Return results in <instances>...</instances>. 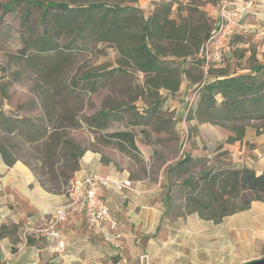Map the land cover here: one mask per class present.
Listing matches in <instances>:
<instances>
[{
	"label": "rangeland",
	"instance_id": "obj_1",
	"mask_svg": "<svg viewBox=\"0 0 264 264\" xmlns=\"http://www.w3.org/2000/svg\"><path fill=\"white\" fill-rule=\"evenodd\" d=\"M9 1L12 0H0ZM73 1L82 5L104 2L137 10L130 16H118L116 24L112 23V14L107 10L90 8L68 12L63 19L51 17L43 24L41 10L37 8L28 21L22 20L25 2L18 10L6 13L0 8V115L15 112L18 119L43 124L49 132L59 129L67 141L66 148L83 150L80 170L85 168L86 155L92 152L102 168L113 169L116 175L127 172L132 179L141 182L139 192H112V205H120L124 211L130 207L137 210L140 204L155 205L162 214V225H171L175 235L182 234L188 216L186 201L192 195L184 180L189 177L196 180L213 168L245 164L246 160H241L238 154L233 158L225 144L240 141L250 151L252 161L258 158L255 149L261 152L264 145V119L234 123L221 119L219 114L200 118L210 119L211 124L226 132L227 139L221 146L216 145L212 152L203 149L199 155L198 143L192 139L202 122L193 117L194 110L187 111L195 96L192 81L208 72L211 74V70L214 74L219 71L215 69L217 64L208 68L197 54L216 27L222 1ZM70 4L74 7V3ZM51 13L62 14V11L52 9ZM86 18L88 23L83 27ZM61 19L69 23L64 26ZM143 27L152 31L145 42L157 55L167 57L165 59L190 56L191 62L179 65L169 60L164 63V72H140L138 62L144 54L140 48ZM46 29L56 50L43 47ZM58 29L62 32L56 35ZM106 30L118 33L120 38L104 40ZM232 51L230 46L224 51L229 64L234 57ZM233 70L234 63L226 69L228 73ZM93 81L95 90H92ZM102 110L110 114L101 117ZM99 122L106 123L105 127ZM119 131L131 133L137 149L129 152L122 148L117 143L118 138L113 136ZM0 141L26 165H37L42 158H48L44 145L25 143L16 132L8 134L0 130ZM64 153L65 149L60 147L51 157L62 163ZM184 157H188L186 162L178 167ZM168 189L170 195L166 196ZM228 198L222 207L233 210L243 207L252 194L238 198L228 195ZM238 213L246 215L242 211ZM234 217L237 216H226L220 223L203 219L208 225L205 237L196 234L174 237L175 252L187 258L183 262L165 264H242L264 257V240L257 241L254 247L244 244L234 230ZM238 220V227L249 225L248 218ZM120 230L123 233L121 225ZM123 239L124 233L119 241ZM0 264L6 262L0 261Z\"/></svg>",
	"mask_w": 264,
	"mask_h": 264
},
{
	"label": "crops",
	"instance_id": "obj_2",
	"mask_svg": "<svg viewBox=\"0 0 264 264\" xmlns=\"http://www.w3.org/2000/svg\"><path fill=\"white\" fill-rule=\"evenodd\" d=\"M237 1H250V11L243 27L234 32L230 37L232 42L229 38L225 47L230 46L234 51V57L232 54L233 59L231 60L234 63L233 71L241 72L247 71L253 65L264 63V0ZM229 55L228 53L226 57ZM229 62L224 60L223 64H217V68L214 67L219 70L217 74H220L222 70L226 71L232 64ZM192 83L194 86L198 81H192ZM259 120L261 119L234 120V123ZM211 123L206 120L202 121L198 126L199 132L193 134L192 139L198 143L199 155L203 149L212 152L216 145L221 146L227 139L226 132ZM225 148L232 152L233 158H236L238 154L242 157L241 160H246L245 164H235L236 167L247 165L254 168L257 173L264 172V145H262L261 152L255 149L258 158L253 161L252 157H249L251 156L250 151L246 150L240 141L225 144ZM84 161L86 169L83 168V170L130 178L133 181V189L124 192H139L141 187L139 180L132 179L127 172L116 175L113 169L102 168L94 153L86 155ZM112 192L117 193L118 191L103 189L101 195L107 200L112 213L120 221L124 233L120 246L108 243L102 236L95 234L83 213L77 211L59 225L61 241L66 244V250L65 248L58 249L55 240L31 230L35 227L46 226L53 209L67 200L66 195L53 193L44 188L36 174L23 161L18 160L12 166L7 165L0 153V232L3 227L7 229L5 235L0 237L2 261L6 264L176 263L186 261L187 256L183 258L175 252L174 237L186 238L195 234L205 237L208 225L204 223L205 219L203 220L197 214L187 216L182 234L175 235L171 225H162V214L157 206L140 204L137 210L130 207L128 211H124L120 205L114 206L110 202ZM242 213L246 215L234 213V216H237L234 217V230L237 231L239 239H243L244 244L254 247L257 241L264 240V202L252 201L250 207ZM121 215L125 217L121 218ZM241 217L248 218L249 225L238 227L237 224L240 222L238 219Z\"/></svg>",
	"mask_w": 264,
	"mask_h": 264
},
{
	"label": "trees",
	"instance_id": "obj_3",
	"mask_svg": "<svg viewBox=\"0 0 264 264\" xmlns=\"http://www.w3.org/2000/svg\"><path fill=\"white\" fill-rule=\"evenodd\" d=\"M70 2L61 1H42V0H12L9 2H0V8L3 12H9L18 10L24 2L26 9L23 11L22 20L28 21L31 13L35 8L40 9V18L43 24L48 22L51 17L66 18L68 12L87 11V8L96 10H107L112 14V23H117L118 16H130L135 14V8L122 7L121 5H109L104 2H95L87 5L77 4L73 0ZM70 3H74V7H70ZM61 10L62 14H52L51 10ZM61 19V20H62ZM64 26L69 22L62 20ZM88 23L86 18L83 21V27ZM214 30V29H213ZM213 30L207 35L206 40L198 50L197 56L203 61V63L209 65L208 68L220 64L214 59H210L207 62L206 57V41L212 34ZM155 31V30H154ZM62 32V29H58L56 35ZM151 30L143 27V33L141 38L143 43L141 50H143V57L138 62L139 71L142 73L156 72L161 73L166 71L164 63L171 60L179 65L183 63L191 62L190 56L183 55L182 57L175 56L173 59L167 57H161L157 55L153 50L149 49L146 38L151 36ZM119 34L106 30L103 33L102 38L106 41L120 38ZM43 47L46 50L54 49L55 43L49 35V31L46 29L43 32ZM35 42H38L36 40ZM41 40L39 41L40 44ZM232 42V38H230ZM38 46V45H37ZM229 47H224V51L227 52ZM233 52V51H232ZM226 54V53H225ZM226 60V58H224ZM211 74L200 77L194 85L195 97L190 111L194 110V116L201 121H211L210 119H202L204 115L212 117L214 115H220V118L234 121V120H249V119H264V63L257 64L250 67L247 71L241 72H226L221 71L220 74ZM208 75V76H207ZM88 78V77H87ZM92 90H95V81H93ZM140 110V109H139ZM143 113V111H140ZM101 117H107L110 113L102 110ZM99 124L105 127L106 123L99 122ZM0 130L5 133L16 132L23 142L28 144L44 145L45 153L48 154V158H44L37 165L28 163L31 170L36 174V177L40 184L48 191L53 193L69 194V188L76 176V173L80 171V158L83 153L82 149H73L69 146L66 148L67 141L64 140V133L59 129H53L49 132L47 126L40 123H34L27 121V119H18V115L15 112H9L0 115ZM114 137L118 138L117 143L129 152L137 149L134 137L127 131L116 132ZM64 146V147H63ZM62 147L65 149L64 161H54L51 155L57 153V150ZM130 148V149H129ZM62 150V149H61ZM0 153L4 162L12 166L20 158L15 157L10 148L0 141ZM62 154V153H61ZM188 157H184L178 162V167H181ZM174 171L176 170L173 169ZM184 184L190 186L191 196L186 201V213L187 215L197 214L200 218L205 220H211L215 223H220L226 216L243 211L249 208L252 201L258 200L264 202V172L257 173V171L244 165L242 167H229V168H213L203 172L196 180H192L191 177L184 180ZM65 187H68L67 189ZM252 194L251 200L247 201L243 207H237L233 210H226L223 206L228 201V195L238 198L244 194ZM170 195V190H167L166 196ZM221 205L220 208L217 206ZM6 227H3L0 232V237L5 235ZM0 261H2L0 253Z\"/></svg>",
	"mask_w": 264,
	"mask_h": 264
},
{
	"label": "built area",
	"instance_id": "obj_4",
	"mask_svg": "<svg viewBox=\"0 0 264 264\" xmlns=\"http://www.w3.org/2000/svg\"><path fill=\"white\" fill-rule=\"evenodd\" d=\"M250 6V1L222 0L217 11L216 27L206 41L207 62L210 59L218 63L223 61L226 42L234 32L243 27ZM194 97L191 98L187 111L190 110ZM103 189H114L119 192L131 190L133 181L130 178L80 170L69 188L67 200L53 209L46 226L35 227L31 231L55 240L57 248L63 249L65 244L60 240L59 225L67 221L72 214L80 211L95 234L102 236L108 243L120 246L119 240L123 237V233L109 203L101 195Z\"/></svg>",
	"mask_w": 264,
	"mask_h": 264
},
{
	"label": "water",
	"instance_id": "obj_5",
	"mask_svg": "<svg viewBox=\"0 0 264 264\" xmlns=\"http://www.w3.org/2000/svg\"><path fill=\"white\" fill-rule=\"evenodd\" d=\"M242 264H264V257L257 258V259H254V260H249V261L244 262Z\"/></svg>",
	"mask_w": 264,
	"mask_h": 264
}]
</instances>
